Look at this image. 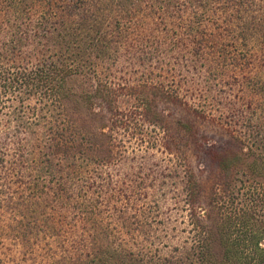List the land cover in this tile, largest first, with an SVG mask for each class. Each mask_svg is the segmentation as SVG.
Masks as SVG:
<instances>
[{"label": "rangeland", "instance_id": "1", "mask_svg": "<svg viewBox=\"0 0 264 264\" xmlns=\"http://www.w3.org/2000/svg\"><path fill=\"white\" fill-rule=\"evenodd\" d=\"M93 1L50 0L49 28L54 31L71 24L77 34L73 54L45 39L36 46L27 44L14 61L7 60L13 70L32 72L57 52L58 63L72 70L65 76L64 94L26 98L43 121L39 128L43 149L27 152V168L8 163L0 170V264H116L122 259L134 263L129 249L181 245L190 235L185 186L191 175L201 184L200 212H208L221 197L223 204L214 207H221L220 217L252 215L256 225L264 227V192L256 190L264 178L250 169L256 156L264 159V150L245 147V152L255 153L240 161L225 155L239 143L237 136L248 133L241 123L255 115L245 80L264 64L261 39L250 36L252 51L243 65L220 62V73L211 77L215 55L210 48L202 55L194 53L195 33L190 35L187 27L194 8L185 7L184 0L170 6L159 0H135L132 17L117 20L112 19L119 9L113 0H99L106 1L100 9ZM257 5L248 8L250 17L260 14ZM211 7L204 29L209 37L219 33L221 39L227 12L219 5ZM103 12L106 20H85ZM250 17L245 14L242 21ZM233 20L241 22L237 16ZM94 25H103L108 32L106 50L97 57L92 56L89 32ZM100 83L112 90L113 111L95 97ZM17 100L16 95L0 96L3 130L7 106ZM164 120L169 125H162ZM55 124L68 125L79 144V176L59 178L57 183L63 182L68 192L52 209L49 174L44 172L47 182L38 196L29 181L38 173L35 168L40 163L34 160L50 154L49 129ZM9 153L10 159L16 157L12 149ZM222 164L229 168L227 173ZM80 190H87L84 196L95 205L94 212L83 214ZM16 231H25L35 241L25 245L14 238ZM120 246L128 254L118 261L114 247Z\"/></svg>", "mask_w": 264, "mask_h": 264}, {"label": "trees", "instance_id": "2", "mask_svg": "<svg viewBox=\"0 0 264 264\" xmlns=\"http://www.w3.org/2000/svg\"><path fill=\"white\" fill-rule=\"evenodd\" d=\"M89 0H81L85 3ZM108 1V0H106ZM103 1H93L92 3L98 6L106 5ZM182 4L185 7L193 6V15L191 23L187 25L189 34H194L192 41L195 43L194 53L200 54L209 49L215 56L212 57L210 65V76L215 77L220 73V62H231L232 66H241L248 61L249 51H252L249 38L251 35L257 34V38L261 39V46L264 48V0H184ZM118 6L116 16L112 19H122L132 17L131 8L136 5L135 0H113ZM160 3L166 6L179 3L180 0H159ZM260 2V4L258 3ZM50 0H0V96L16 95L17 102L8 105L10 111L4 130L0 127V170L8 163L13 166L24 165L29 162L30 157H27L30 151L43 149V144L40 139L39 128L42 126V120L36 106L26 103L28 96H42L45 93L50 95V92L59 97L64 94L65 76L70 74L69 67H63L58 63L59 55L57 52L51 53L49 60L43 65L38 66L32 72L13 70L12 65L7 64V60H15L17 55L29 45H39L42 41L49 40L52 44L61 47L69 55L76 51L77 38L74 28L71 24H66L64 27L52 31L49 28ZM259 6H258V5ZM213 5H219L227 12L226 19L228 22L222 26L223 33L221 39L219 33H210V37L205 32L204 20L210 14H206L208 8ZM257 5L260 14L251 15L248 8ZM212 8V7H211ZM232 10L229 12V10ZM49 14V15H48ZM241 17H238V15ZM246 16L250 19L242 21ZM90 14L85 20L93 18L97 22L106 20V14L96 13L91 17ZM237 18L241 21L235 22ZM90 17V18H89ZM102 26V27H101ZM90 27L91 52L92 56L97 57L103 55L106 47L104 41L108 37V32L103 25ZM76 29V28H75ZM252 32V34H250ZM228 37V39H227ZM225 38V40H223ZM212 42V43H211ZM202 55V54H200ZM244 61H241V60ZM242 62V63H240ZM246 94L249 97V105L253 117L244 122L248 133L244 136H237L238 144L231 145L225 152L226 157L233 155V158L242 159L243 156L249 157L254 154L245 152L244 149L250 150L254 147L256 150H264V64L255 72L246 76L245 80ZM95 97L107 105L113 111L112 90L107 83H100L95 90ZM4 105L1 104L0 112H3ZM154 120V119H152ZM167 120L162 121V125H169ZM156 122V121H152ZM157 124V123H155ZM50 154L44 160H34L38 169V173L30 178L29 184L34 186L37 195L40 187L45 185L47 181L44 172L49 174L51 185L47 186L52 190L53 196L52 209L55 204L60 203L62 198L67 195L64 183H57L59 178H67L77 180L79 171H77L79 144L72 137L68 125H52L50 127ZM10 149L14 153L12 159L9 158ZM239 155V157H237ZM258 157V158H256ZM250 164V169L254 170V174L261 179L264 178V159L256 156ZM26 159L28 161H26ZM32 159V158H31ZM59 160V161H58ZM259 160V161H257ZM261 166L257 169L256 166ZM18 166V167H20ZM35 166V165H34ZM34 168V167H33ZM64 168H67V175L64 176ZM229 169L225 164H222L223 172L227 173ZM63 171V172H62ZM2 178L0 174V179ZM256 190L264 192V183H258ZM62 186L64 188H62ZM75 186V185H73ZM82 187V186H81ZM80 187V189H81ZM38 188V191H37ZM186 207L190 211L189 234L183 240V244L171 246L166 243L161 248L149 249L143 248L139 252L129 253L134 258V263H127L125 259L122 262L119 259L127 257L128 249L124 247H114L118 253V261L116 264H264V227H259L255 223L254 217L249 215L238 214L234 217H223L218 210H214L217 205H221L224 199H215L212 207L208 212H200L198 204V195L201 193V184L191 175L186 182ZM0 191V204H2ZM87 190H80L79 202L82 205L83 214L96 209L84 196ZM217 192V191H216ZM32 194V193H31ZM44 194H47L46 192ZM218 196V193H215ZM38 196V195H37ZM51 197V195H50ZM49 197V198H50ZM217 200V201H216ZM55 202V203H54ZM222 202V203H221ZM94 208V209H93ZM97 213V212H96ZM99 215V213H97ZM257 222V221H256ZM174 234H168L171 238ZM15 239H21L25 245H32L35 240L25 231H16ZM3 234L0 231V245L2 244ZM96 241V240H95ZM93 243V242H92ZM90 248V247H89ZM91 249V248H90ZM89 254L92 251H88ZM87 253V256H89ZM117 255V254H116ZM93 261V260H91ZM86 263L89 261L86 260ZM85 264V263H84Z\"/></svg>", "mask_w": 264, "mask_h": 264}]
</instances>
